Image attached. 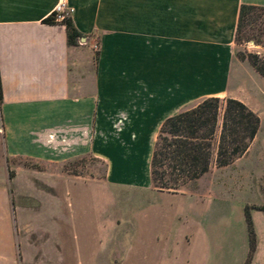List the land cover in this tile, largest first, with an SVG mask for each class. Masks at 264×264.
<instances>
[{
	"label": "crops",
	"instance_id": "1",
	"mask_svg": "<svg viewBox=\"0 0 264 264\" xmlns=\"http://www.w3.org/2000/svg\"><path fill=\"white\" fill-rule=\"evenodd\" d=\"M59 3L84 36L76 47L67 46L63 26L42 23ZM240 5L264 0H0V264L22 263L18 233L39 220H27L28 206L16 203L37 194L15 190L27 181L9 175L12 159L49 165L91 155L107 163L111 184L139 185L138 163L161 123L204 98L235 99L257 115L246 152L221 168H232L233 179L240 169L247 205L264 208V79L234 57ZM243 48L264 56L252 43ZM254 146L255 159L242 165ZM62 190L49 200H60L68 242L73 202ZM249 219L247 264H264V211ZM245 240L238 264L249 255Z\"/></svg>",
	"mask_w": 264,
	"mask_h": 264
},
{
	"label": "rangeland",
	"instance_id": "2",
	"mask_svg": "<svg viewBox=\"0 0 264 264\" xmlns=\"http://www.w3.org/2000/svg\"><path fill=\"white\" fill-rule=\"evenodd\" d=\"M249 32L245 23L242 34ZM243 45H235V60L253 54ZM95 58L92 47L87 61L91 77ZM256 147L242 165L255 159ZM149 158L139 161L138 174L145 180L135 186L111 184L107 163L91 155L49 165L12 159L9 175L27 181L14 185L15 190L21 186L38 195L16 203L28 206L27 220L42 215V222L31 221L18 233L21 264H238L248 235L244 213L261 208L243 198L240 169L233 179L232 168L211 165L206 174L169 193L148 183ZM61 189L73 202L68 242L59 224L60 200H49Z\"/></svg>",
	"mask_w": 264,
	"mask_h": 264
},
{
	"label": "trees",
	"instance_id": "3",
	"mask_svg": "<svg viewBox=\"0 0 264 264\" xmlns=\"http://www.w3.org/2000/svg\"><path fill=\"white\" fill-rule=\"evenodd\" d=\"M262 14L264 7L240 5L234 33L235 45L251 42L264 48ZM42 23L63 26L69 47H76L78 41L84 38L69 17L57 20L52 12ZM245 23L250 30L247 36L242 34ZM239 59L246 60L264 79V56L242 53ZM258 128L257 115L231 98H204L166 118L156 133L150 153V186L158 191L175 193L206 174L211 165L221 168L231 164L246 152ZM258 210L264 211V208ZM244 217L249 238L247 264L254 249V236L246 212Z\"/></svg>",
	"mask_w": 264,
	"mask_h": 264
},
{
	"label": "built area",
	"instance_id": "4",
	"mask_svg": "<svg viewBox=\"0 0 264 264\" xmlns=\"http://www.w3.org/2000/svg\"><path fill=\"white\" fill-rule=\"evenodd\" d=\"M71 10L65 8L61 3L57 4L53 10V13H55V18L57 20H61L64 17H69Z\"/></svg>",
	"mask_w": 264,
	"mask_h": 264
},
{
	"label": "water",
	"instance_id": "5",
	"mask_svg": "<svg viewBox=\"0 0 264 264\" xmlns=\"http://www.w3.org/2000/svg\"><path fill=\"white\" fill-rule=\"evenodd\" d=\"M79 42H84V38H81V39L79 40Z\"/></svg>",
	"mask_w": 264,
	"mask_h": 264
}]
</instances>
